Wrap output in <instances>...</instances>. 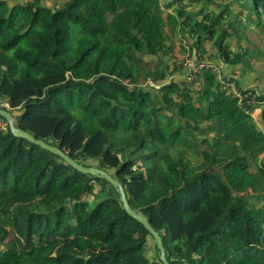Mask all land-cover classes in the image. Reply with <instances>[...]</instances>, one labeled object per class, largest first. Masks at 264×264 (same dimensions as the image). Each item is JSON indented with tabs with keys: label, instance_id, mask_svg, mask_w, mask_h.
<instances>
[{
	"label": "trees",
	"instance_id": "16d2710c",
	"mask_svg": "<svg viewBox=\"0 0 264 264\" xmlns=\"http://www.w3.org/2000/svg\"><path fill=\"white\" fill-rule=\"evenodd\" d=\"M248 31L264 39V0H0V106L119 180L170 264H264V95L241 81L264 51ZM185 44L209 63L190 83ZM236 67L256 117L223 81ZM0 264L162 262L110 183L0 115Z\"/></svg>",
	"mask_w": 264,
	"mask_h": 264
},
{
	"label": "water",
	"instance_id": "95a60500",
	"mask_svg": "<svg viewBox=\"0 0 264 264\" xmlns=\"http://www.w3.org/2000/svg\"><path fill=\"white\" fill-rule=\"evenodd\" d=\"M0 115L6 119L8 125H9V128H10L11 132L13 133V135L18 136V137H23V138L29 140L30 142L37 144V145L41 146L42 148H44V149H46L52 153L59 155L69 165H71L73 168L79 170L80 172L91 174V175L103 178L108 183H110L113 186V188H115V190L119 193V199L122 203L124 210L127 212V214H129L134 219H136L138 222H140L145 227V229L151 234V236L155 242V245L157 247L158 257H159L160 261L162 262V264H170L167 257H166L165 248H164L162 238H161L159 232L152 227V225L149 223L147 217L144 214L135 211L131 207V205L128 203L124 188H123V186L119 180L114 178L106 170L101 169L97 166H86V165H82V164L76 162L68 154L64 153L60 148H58L54 145H50L40 138H35L32 134L18 128L15 125L14 115L8 109L1 108V106H0Z\"/></svg>",
	"mask_w": 264,
	"mask_h": 264
},
{
	"label": "built area",
	"instance_id": "2783aa9c",
	"mask_svg": "<svg viewBox=\"0 0 264 264\" xmlns=\"http://www.w3.org/2000/svg\"><path fill=\"white\" fill-rule=\"evenodd\" d=\"M185 48L187 49L183 54L182 58L179 59V64L182 67L184 72L185 82H193L196 80V76L205 68H208L209 63L203 60L200 57V54L191 55L189 51V45L185 44ZM240 70L239 68H234L231 73L225 74L223 77V81L227 83L230 87V91L239 98V102L241 103L243 99L246 102L243 104L244 108L247 112H250L251 116L256 117L259 115L262 108V101L259 102L257 100L258 94L252 89H244L243 91L239 90V88L235 85V79L239 77ZM152 85L153 83L149 81ZM158 87V85H156Z\"/></svg>",
	"mask_w": 264,
	"mask_h": 264
},
{
	"label": "rangeland",
	"instance_id": "374dc122",
	"mask_svg": "<svg viewBox=\"0 0 264 264\" xmlns=\"http://www.w3.org/2000/svg\"><path fill=\"white\" fill-rule=\"evenodd\" d=\"M55 1L61 2L64 0H55ZM248 37L251 41L259 45L260 48H262V50L264 51V39L260 37V35H258L254 31H248ZM175 45H176V48L179 49L177 41H175ZM176 53L179 55L176 57H180V55L183 54L181 50L177 51ZM214 59L217 60L216 57ZM222 64L224 63L222 62ZM223 66L225 70H231V67H228L227 64H224ZM239 67L242 71V67L241 66ZM241 81L244 85L248 87L257 88V90L260 91V93L264 95V57L262 55H259V57L253 62V64L250 63V66L245 68V70L243 71V75L241 77ZM96 201H91L90 207H93Z\"/></svg>",
	"mask_w": 264,
	"mask_h": 264
},
{
	"label": "crops",
	"instance_id": "0c3cea01",
	"mask_svg": "<svg viewBox=\"0 0 264 264\" xmlns=\"http://www.w3.org/2000/svg\"><path fill=\"white\" fill-rule=\"evenodd\" d=\"M236 68H238V67H236ZM228 73V72H227ZM230 73V72H229ZM240 77H238V79H239Z\"/></svg>",
	"mask_w": 264,
	"mask_h": 264
}]
</instances>
